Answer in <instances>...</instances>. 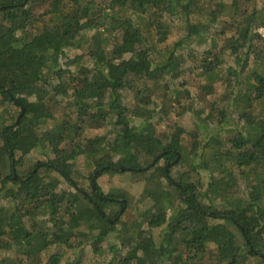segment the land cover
<instances>
[{"label":"trees","instance_id":"16d2710c","mask_svg":"<svg viewBox=\"0 0 264 264\" xmlns=\"http://www.w3.org/2000/svg\"><path fill=\"white\" fill-rule=\"evenodd\" d=\"M254 1L0 0V264H61V249L74 250L64 264H83L87 246L110 255L96 264H264V71L248 69L264 66V0ZM205 39L187 57L206 94L226 58L235 64L224 96L197 109L180 102L178 50ZM162 86L194 115L192 131L169 122L157 132ZM37 152L46 161L19 172ZM83 156L90 193L78 187ZM109 172L129 174L143 207L100 191Z\"/></svg>","mask_w":264,"mask_h":264},{"label":"rangeland","instance_id":"374dc122","mask_svg":"<svg viewBox=\"0 0 264 264\" xmlns=\"http://www.w3.org/2000/svg\"><path fill=\"white\" fill-rule=\"evenodd\" d=\"M262 3L261 0H257L254 1L252 3H250V6H252V4L254 5H260ZM170 25L172 26L173 31L177 32L178 34H183V30H182V25L178 22V21H172L170 22ZM94 30L88 31V38H90V36L94 33ZM258 32L264 36V28H260L258 30ZM107 36H109L108 33L104 32L102 37L106 38ZM214 38L213 40H215L216 44L218 43V45L220 46L222 44V38L221 36L217 35L216 33L212 35ZM209 41H192L191 43H189L187 46H185V48L183 50H178V52L182 53L183 55V59L181 61V65L183 67V69L186 70L185 74L183 75L184 79L187 82V85L185 86V89L183 91V93H180V102L181 104H185V103H193L194 107H196L197 109H202V108H208L209 104L212 102H215L216 100H219L222 96H224V92L226 90V85L227 82H229V80H227V73H226V67L227 66H233L235 63L233 61V57H227L226 58V62L222 65V68L219 71V74L217 77L213 78V92L211 93H205L203 86L204 84H206L205 82L207 81V78L205 77V75H195V73L193 71H190L188 69V64L190 63V59L187 57V51L189 49L194 50L195 52H202L203 50H205L208 47ZM87 45L82 44V47H80V49L77 48H70L68 51L65 52V56L63 59V62L66 60L73 58L75 55L77 54H81L82 52L86 53L87 51ZM87 58V56L85 55V59ZM249 71L251 69L254 70H258L259 72L264 71V66L261 64H258L257 62L251 63V65L249 66ZM188 70V71H187ZM190 71V72H189ZM170 89L172 91H176V89L173 87ZM243 90V88H242ZM168 90H166L163 86L158 89V92L154 98V102L155 105L154 107H156L157 109H159L162 104H165V109H167V117L164 120H160V118L162 117V113L160 112V110L157 111V113L155 114L153 120L154 122H158L156 124V129L158 133H165L168 131V124L169 122H176L177 124L183 126L187 131H192L194 128V115L192 113H190L189 111L185 112L184 114H179L180 110H179V106L177 103V100H174L175 98V94H170L167 92ZM167 92V93H166ZM186 94H188L189 98L186 97ZM127 97L125 99V101L130 105L133 104V92L132 90L127 92ZM241 96V95H240ZM240 96H239V100H240ZM217 102V101H216ZM239 105H242L241 102H238ZM254 104H257L256 102ZM258 109L262 108L261 104H259ZM104 134V129L100 128V129H88L85 132V136H94V135H101ZM224 135H226V132H223ZM47 159V157L43 154L41 155L39 152L33 153V154H29L27 156L24 157V165L19 168V172L21 173H26L27 171L30 170V166H32V164L36 161H41V162H45ZM82 165V176H80L81 178L78 179V187H82L84 189H86V191L88 193L91 192V188H90V172L88 169H86L87 164H90V162L88 160L85 159V157H81V159L79 160V162ZM90 169V168H89ZM183 169V168H181ZM180 169V170H181ZM172 173H174V176L176 175V172L174 171V169H172ZM129 176L128 173H123V172H109V173H104L102 174L97 182L100 188V191L102 193H108V192H114V194L119 198V200H126V205H128L129 203L133 204L134 207L137 205L139 207H143V203L140 201H136V199L139 198V194L137 192V194L135 195V197L132 195V193L134 191H131L132 193H130L128 191L127 185L123 182V179L127 178ZM92 179V178H91ZM61 186L63 187H68V185L66 183H63ZM92 186V185H91ZM125 193V194H124ZM124 194L125 197L122 195ZM131 201V202H130ZM6 205H9V202H6ZM132 205V206H133ZM116 208L115 206H112V208ZM47 212H42V218H46ZM41 217V216H40ZM164 226L162 227H158L156 229L152 230V233L154 235L155 238H157L163 231ZM108 240L112 243H114L116 240L113 237V234H109L108 236ZM103 247H106V243L102 244ZM58 249V248H57ZM53 247L45 250L44 252H42L41 254V258L42 261H44V259L51 253H53L55 250H57ZM62 252L64 253L61 264H64V262L69 259V258H73L74 255V250L71 249H61ZM83 253H82V258H83V264H96V262L100 259L103 258H108L109 256L106 254V256H101L98 257L96 254L91 252V249L89 246H87L86 248L84 247L83 249ZM2 254V253H1ZM3 254L8 255L7 253L3 252Z\"/></svg>","mask_w":264,"mask_h":264},{"label":"water","instance_id":"95a60500","mask_svg":"<svg viewBox=\"0 0 264 264\" xmlns=\"http://www.w3.org/2000/svg\"><path fill=\"white\" fill-rule=\"evenodd\" d=\"M91 185H92V188H94V177H92L91 179Z\"/></svg>","mask_w":264,"mask_h":264},{"label":"flooded vegetation","instance_id":"af4514ba","mask_svg":"<svg viewBox=\"0 0 264 264\" xmlns=\"http://www.w3.org/2000/svg\"><path fill=\"white\" fill-rule=\"evenodd\" d=\"M101 196V195H100Z\"/></svg>","mask_w":264,"mask_h":264}]
</instances>
